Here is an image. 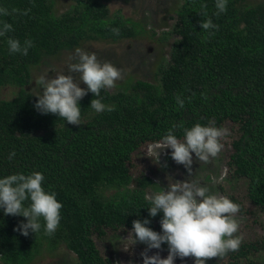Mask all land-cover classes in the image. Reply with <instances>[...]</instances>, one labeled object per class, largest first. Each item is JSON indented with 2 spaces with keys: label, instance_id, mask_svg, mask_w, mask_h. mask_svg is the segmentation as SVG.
Here are the masks:
<instances>
[{
  "label": "trees",
  "instance_id": "obj_1",
  "mask_svg": "<svg viewBox=\"0 0 264 264\" xmlns=\"http://www.w3.org/2000/svg\"><path fill=\"white\" fill-rule=\"evenodd\" d=\"M181 1L174 23L179 38L158 71L160 87L135 81L116 93L102 89L100 98L112 110L100 113L89 107L96 98L89 92L79 101L80 123L73 125L34 109L36 97L25 89L30 68L87 41L133 38L139 24L111 17L104 0H75L60 16L52 14L50 0H0L9 12L0 21L13 29L6 35L21 43L32 40L28 54L20 55L9 54L0 38V87L19 88L15 98L0 101V176L39 171L44 189L55 192L62 204L59 226L51 235L43 233L41 221V231L25 237L14 231L25 218L0 211L2 264H28L59 243L76 255L78 264H113L99 252L96 239L107 232L117 238L134 219L148 218L144 195L152 181L133 172L132 157L145 160V146L161 141L169 129L183 139V129L196 123L229 124L236 131L226 165L232 177L246 182L243 198L249 209L264 213V3L242 8V0H228L226 11L217 16L215 0ZM209 19L217 28L200 29ZM177 96L184 99L183 107ZM176 124L180 127L173 128ZM10 151L15 153L11 160ZM109 188L116 190L114 196L102 198ZM226 197L241 213L242 202ZM159 218H150L148 225L157 232ZM263 250L264 243L243 241L238 250L208 264L264 262Z\"/></svg>",
  "mask_w": 264,
  "mask_h": 264
},
{
  "label": "clouds",
  "instance_id": "obj_2",
  "mask_svg": "<svg viewBox=\"0 0 264 264\" xmlns=\"http://www.w3.org/2000/svg\"><path fill=\"white\" fill-rule=\"evenodd\" d=\"M228 0H215L214 15L226 11ZM15 11V10H13ZM7 9L0 7V16H7ZM211 19L203 20L200 29H215ZM12 25L7 21H0V38H5L9 54L27 55L32 47V40H20L7 36ZM114 35L119 29L113 28ZM211 35V32H209ZM67 74L56 72L54 78L48 72L41 73L35 78L36 102L34 109L40 114H54L63 118L68 124L80 123L81 108L79 101L87 93L94 97L89 107L96 113L111 111L100 98L102 89L115 87L116 81L121 79V69L111 62L101 63L94 51L81 48L74 50V55L69 56L66 63ZM75 78H74V75ZM86 85L81 88L80 83ZM42 89V92L37 91ZM176 103L184 106V99L176 97ZM180 125H173L179 128ZM228 134V129L217 127L212 122L207 125L196 123L190 128L183 129V139H179L169 129L161 141L152 146L153 153L158 161L160 151L170 149L169 156L173 162L182 165L191 177L185 181H176L168 177L166 187L156 191H148L144 199L149 202L148 218L134 219L131 229L126 237L118 235L123 251L127 252L137 242L146 247L140 253L142 264H174L177 258L191 256L193 264H206V260L213 257L222 258L227 253L238 250L241 240L234 233L238 231L239 220L236 213L239 205L228 197L213 192L209 185L192 175L194 157L199 162H209L217 156L223 147L221 139ZM15 156L14 152L8 153V159ZM43 173L33 171L29 174L22 172L0 176V211L2 214L23 217L18 221L14 231L27 237L41 231L53 234L59 226L62 204L56 199V193L46 191L42 186ZM159 215L160 231L150 228V218ZM114 241V242H115ZM166 245L167 256L161 258V246ZM158 251L149 255V251Z\"/></svg>",
  "mask_w": 264,
  "mask_h": 264
},
{
  "label": "rangeland",
  "instance_id": "obj_3",
  "mask_svg": "<svg viewBox=\"0 0 264 264\" xmlns=\"http://www.w3.org/2000/svg\"><path fill=\"white\" fill-rule=\"evenodd\" d=\"M52 2V14L60 16L69 11L75 4V0H50ZM109 10L110 16H122L132 22L139 24L138 33L133 38L122 39L120 41L97 40L81 43L76 48L88 51H94L97 59L103 63L111 62L117 68L121 69V79L116 81L115 87L105 89L107 92L116 93L124 87L132 85L135 81H145L160 87L159 69L164 67L169 61V54L172 44L179 37L174 29L176 12L181 5V0H104ZM264 3V0H242V8L255 6ZM75 48V49H76ZM64 50L44 59L40 64L30 68V81L25 89L35 95V78L41 73L48 72L50 77L55 76L56 72H65L67 74L66 63L69 56L74 55V50ZM74 78L76 74H73ZM85 88L82 82L78 85ZM19 88L13 85L0 87V101H10L16 97ZM42 92V89H37ZM83 98V97H82ZM224 128L228 129V134L221 139L223 147L216 157L211 158L209 162H199L194 157L192 164V175L208 184L213 192L220 195H233L237 201L242 202V212L236 213L239 220L238 231L234 233L241 242L258 241L264 243V213L255 212L249 209L243 196L246 193V182L234 178L230 175L229 166L226 165L228 157L232 152L231 141L238 137L236 131L227 124ZM147 146L143 148V153L138 152L132 157L131 165L133 172H143L152 184L145 190L156 191L160 187H166L168 177L173 182L185 181L190 179L188 172L182 165L176 164L169 156L170 149L159 152L158 161L155 155L148 152ZM166 156V157H164ZM164 157V158H162ZM137 174V173H136ZM134 174V176H136ZM159 185V186H158ZM132 188V185L129 187ZM116 193L115 189L109 188L101 192L104 199H109ZM130 230V229H129ZM129 230L121 233V237H126ZM114 238L111 232H107L102 240L96 239V246L103 256H110L113 264H142L140 253L146 247L144 244L137 242L131 246L127 252L123 251L121 244ZM115 241V242H114ZM161 258L167 256L166 245L161 246ZM158 250L152 249L149 255ZM261 256L264 257V250ZM259 253V254H260ZM220 259L218 257L209 258L206 264ZM253 264H264L263 260L251 258ZM194 258L191 256L177 258L174 264H193ZM0 264H2L0 262ZM28 264H78L76 255L67 249L64 243H59L52 251L42 250L39 255L34 257Z\"/></svg>",
  "mask_w": 264,
  "mask_h": 264
},
{
  "label": "built area",
  "instance_id": "obj_4",
  "mask_svg": "<svg viewBox=\"0 0 264 264\" xmlns=\"http://www.w3.org/2000/svg\"><path fill=\"white\" fill-rule=\"evenodd\" d=\"M155 143H151V144H149L148 145V147H147V150H148V152L149 153H151V155H154V153H153V150H152V146L154 145ZM165 150V149H164ZM163 150V152L165 153V151ZM166 154V153H165ZM166 156H167V154H166ZM166 156H164V157H166ZM158 157H160V156H158ZM164 157H162V158H164ZM161 158V157H160ZM159 159V158H158Z\"/></svg>",
  "mask_w": 264,
  "mask_h": 264
}]
</instances>
